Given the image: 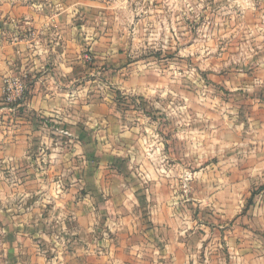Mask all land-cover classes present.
<instances>
[{"label": "rangeland", "instance_id": "1", "mask_svg": "<svg viewBox=\"0 0 264 264\" xmlns=\"http://www.w3.org/2000/svg\"><path fill=\"white\" fill-rule=\"evenodd\" d=\"M242 1L117 0L124 6L111 27L118 56L85 50L76 83L65 84L72 101L66 114L41 118L45 130L30 138L27 157L17 162L10 152L7 162L0 159V264H145L153 255L170 264L166 243L174 226L217 229L225 219L215 207L203 216L198 195L203 154L188 152L186 141L188 131L216 129L206 119L220 112L235 121L234 107L223 111L233 94L220 84L264 73V0ZM124 84L150 89L140 87L138 95ZM6 86L0 126L10 128L16 111H26L11 105ZM172 131L178 139L168 145ZM154 132L163 137L147 138ZM153 141L163 148L155 184L137 169L140 159L154 158ZM108 199L121 213L102 209Z\"/></svg>", "mask_w": 264, "mask_h": 264}, {"label": "crops", "instance_id": "2", "mask_svg": "<svg viewBox=\"0 0 264 264\" xmlns=\"http://www.w3.org/2000/svg\"><path fill=\"white\" fill-rule=\"evenodd\" d=\"M249 2L258 5L255 0L241 3ZM116 3L117 0H0V102L8 80L19 79L28 86L27 100L19 107L26 113L21 115L18 110L15 113L17 119L10 128L5 122L0 126V159L3 163L7 162L4 158L10 152L16 154L18 162L25 153L33 150L30 138L38 139L39 129L45 130L44 126H38L39 121L54 120L66 114L67 105L72 101H68L65 84L68 81L76 83L84 68L85 50L90 48L98 53L104 51L109 57L118 56V36L111 27L122 15L115 10L124 6ZM253 79L249 83L220 84L233 94L229 103L224 99L223 111L234 107V122H229L220 112L217 118L206 119L214 124L217 122L216 129L204 130L202 137L195 133L192 136L188 131L187 151L202 152L204 159L203 172L196 174L202 186L198 195L206 205V208L203 205L202 215H208L207 207H215L216 216L225 219L222 221L225 225L221 222L215 230L195 223L174 226L171 230L173 239L166 243L170 264H264V73ZM144 86L150 89L149 84H129V87L124 84L123 88L135 92ZM148 135L151 136L147 138L153 136L155 140L163 137L160 132ZM176 135L175 131L170 132L166 142L176 141ZM196 136L200 137L197 141ZM201 140L202 144H197ZM153 143L154 158L140 159L137 169L147 171L148 179L155 184L162 166L156 152L163 148L157 142ZM138 144L143 146V141L139 140ZM196 145L198 147L194 148ZM134 149L124 153H133ZM145 151L148 152V148ZM127 198L135 201L131 196ZM117 200L118 197L113 195L112 201ZM249 201L251 204L247 206ZM110 202L106 200L102 209L108 208V215L121 213L114 210ZM59 210L63 211L61 207ZM24 211L29 217L28 209ZM229 217L234 221L228 224ZM124 249L128 247L124 246ZM157 258L153 255L144 260L157 264L160 262Z\"/></svg>", "mask_w": 264, "mask_h": 264}, {"label": "built area", "instance_id": "3", "mask_svg": "<svg viewBox=\"0 0 264 264\" xmlns=\"http://www.w3.org/2000/svg\"><path fill=\"white\" fill-rule=\"evenodd\" d=\"M6 89L8 90V101L14 108L21 107L27 100L28 86L22 80L14 79L7 81Z\"/></svg>", "mask_w": 264, "mask_h": 264}]
</instances>
